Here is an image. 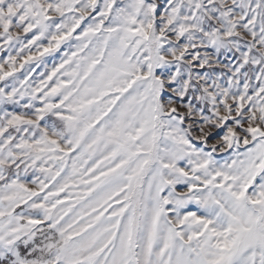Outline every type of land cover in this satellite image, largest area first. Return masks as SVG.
I'll use <instances>...</instances> for the list:
<instances>
[{"label":"snow or ice","instance_id":"obj_1","mask_svg":"<svg viewBox=\"0 0 264 264\" xmlns=\"http://www.w3.org/2000/svg\"><path fill=\"white\" fill-rule=\"evenodd\" d=\"M0 264H264V0H0Z\"/></svg>","mask_w":264,"mask_h":264}]
</instances>
